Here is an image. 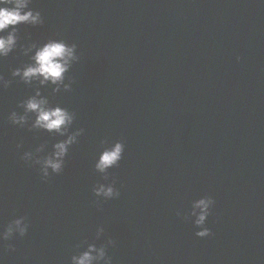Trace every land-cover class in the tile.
Segmentation results:
<instances>
[{
  "label": "water",
  "instance_id": "95a60500",
  "mask_svg": "<svg viewBox=\"0 0 264 264\" xmlns=\"http://www.w3.org/2000/svg\"><path fill=\"white\" fill-rule=\"evenodd\" d=\"M30 7L44 23L18 26L17 48L0 60V75L12 81L0 88V228L21 216L29 228L0 243V264H71L85 241L107 239L112 264H264V0ZM49 39L75 43L79 60L66 73L71 91L41 92L76 114L70 130L84 131L62 172L49 168L44 180L21 155L43 145L35 153L43 159L66 137L8 116L35 92L11 76L35 52L20 46ZM116 141L124 152L106 181L95 164ZM113 181L119 197L94 195ZM204 196L214 204L211 235L200 238L183 214Z\"/></svg>",
  "mask_w": 264,
  "mask_h": 264
},
{
  "label": "clouds",
  "instance_id": "9594fccd",
  "mask_svg": "<svg viewBox=\"0 0 264 264\" xmlns=\"http://www.w3.org/2000/svg\"><path fill=\"white\" fill-rule=\"evenodd\" d=\"M32 0H0V60L12 53L18 45V26L31 25L33 27L44 23L40 11L33 10L30 7ZM24 55H28L35 49L34 55L29 57L30 63L17 67L11 71L13 78H19V81L25 85L33 87L35 92L27 99L19 102L18 107L22 112L12 111L8 120L21 128L29 125L31 129H42L49 133H56L59 136L66 137L56 143L53 152L43 159L36 158L35 153L43 150V145L33 151H24L21 160L26 163L39 164L41 178L46 180L50 174V168L53 173L62 172L65 157L69 148L77 143L78 137L83 134V129L70 130L72 128L76 114L58 104L52 105L47 96L41 92V87L54 86L51 88L53 94L59 93L61 87L64 92L71 91L73 80L68 78L65 83L66 73L72 68L73 64L78 62L77 45L68 44L64 40L49 39L42 46L37 47L32 44L28 47L20 46ZM12 83L0 75V88H7ZM103 143V141H102ZM22 145L18 144L17 148ZM124 144L116 141L111 147L105 148L99 155L95 164L98 172L105 174L104 179L109 180L108 170L118 166L124 152ZM96 197H103L104 200L119 197L120 192L114 187V181L107 184H97L93 188ZM99 203V201H98ZM214 204L210 196H204L194 200L191 210L183 214L184 219H191L194 226L199 229L195 235L200 238L211 235V230L206 227L207 218ZM177 215L182 213L177 211ZM194 218V219H192ZM29 224L27 217H18L0 228V243L8 241L15 236L23 237L27 234ZM104 228L97 227L95 240H100L104 235ZM84 250L78 251L71 256V264H112V257L108 255V248L114 247L115 242L107 239L99 246L95 242L85 241ZM9 249H15L9 245ZM82 245H77V248Z\"/></svg>",
  "mask_w": 264,
  "mask_h": 264
}]
</instances>
